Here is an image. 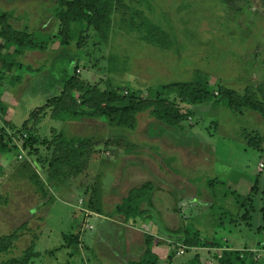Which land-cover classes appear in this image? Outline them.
<instances>
[{
    "label": "rangeland",
    "instance_id": "1",
    "mask_svg": "<svg viewBox=\"0 0 264 264\" xmlns=\"http://www.w3.org/2000/svg\"><path fill=\"white\" fill-rule=\"evenodd\" d=\"M55 6L56 0H0V15L7 13L9 23L18 30L28 29V34H56L59 20ZM130 6L164 31L169 47L147 42L138 31L125 32L119 24L130 14L117 9L109 32L101 36L91 29L84 35L79 51L87 60L74 68L80 80L90 85H105L111 80L114 85L144 93L199 80L210 82V91L224 86L239 94L264 84V0H132ZM140 20L136 22L140 24ZM76 47L77 38L64 47L66 53L59 42L47 51L27 50L14 57L21 64L13 68L12 76L0 60V97L7 110L4 117L0 113V130L5 122L20 128L32 112L47 103L52 94L50 86L66 77L65 70L72 72L74 63L69 60L78 53ZM215 102L212 99L198 106L193 119L185 121L178 131H169L152 117L151 110L138 114L133 130L99 119L57 121L51 117V110L44 118L41 113L36 115L28 125L42 140L51 142L55 134L62 133L67 141L76 140L75 146L81 139H91L94 147L83 175L67 178L68 186L58 190L52 187V203L35 191L30 180L34 166L28 161L38 162L37 155L24 156V152L21 160L28 159L24 165L3 157L6 171L0 177V237L23 235L9 254L0 255V262L21 256L33 245L40 254L33 264H80L87 260L90 264H127L138 260L145 248L144 233L157 234L152 222L143 224L135 234L126 230L123 217L101 223L90 216L86 221L88 216L82 209L86 210L88 199L97 195L105 213H111L132 188L146 182H153L155 187L172 185L171 189L177 190L185 186L190 203L185 201L182 208L176 209L180 203L176 191L169 192L174 200L172 226L185 219L209 240L219 231V236L230 243L258 246L264 241V229L259 231L263 220L256 214L251 224L239 223L237 199H245L259 180L257 207L262 203L264 119L251 110L236 114ZM105 141L110 146L104 145ZM40 148L39 155L52 157L55 153L54 148ZM11 160L14 164L9 165ZM158 175L171 183H164ZM41 176L46 178L43 173ZM211 180L217 181L212 188ZM80 230L84 233L79 251L68 245L54 252L65 244L66 236ZM174 245L163 241V247L157 250L156 246L154 251L162 256L174 251ZM204 246L179 252L172 264H190L195 257H200L199 264H218L214 250ZM256 253L264 264V249ZM165 259L162 264H168Z\"/></svg>",
    "mask_w": 264,
    "mask_h": 264
},
{
    "label": "trees",
    "instance_id": "2",
    "mask_svg": "<svg viewBox=\"0 0 264 264\" xmlns=\"http://www.w3.org/2000/svg\"><path fill=\"white\" fill-rule=\"evenodd\" d=\"M129 1L130 3L125 0H56V16L59 20L58 33L56 34L37 33L36 35L35 32L28 34L27 26H25L26 31L15 29L9 23L10 16L7 13H1L0 60L9 70V76L13 75V68L21 64L14 57L18 58L27 50L47 51L56 42H59L64 48L70 46L71 42L77 38L78 47L76 48L78 53L69 60L74 63V67L72 72L65 70L64 74L67 78L64 77L50 86L52 94L44 106L32 112L30 119L20 128L11 125L10 122H5V127L1 128L0 177L4 176L6 171L2 164L3 157L15 158V162L23 165L28 162L32 163L34 171L30 176V180L35 185V191L48 200V203H52L55 199L52 187L58 190V188L68 186L67 178L78 177L87 171L89 153L92 152L91 148L94 147L91 139H81L79 141L80 145L75 146L76 140L67 141L61 133L55 134L53 140L49 142L48 139L42 140L34 129L29 128L28 124L32 119L37 116L40 117V113L43 118L46 117L49 110H51V117L57 121L99 119L107 124L109 123L110 126L113 125L127 130H133L137 127L139 113L151 110L152 117L167 127L169 131H178L185 121L193 119V114L198 106L213 99L216 101L215 103L223 104L236 114L251 110L264 119V84L257 86L255 89H247L245 94H239L231 88L219 85L218 89L215 88L210 91L213 85L205 80H199L197 82L172 83L157 90L149 89L147 93H144L143 90H136L124 85H114L111 80L105 85H90L80 80L79 76L75 74L74 68L77 67L78 62L87 60V58L81 56L79 51V48L83 46L84 35L91 29L100 33L101 36L105 32H109L112 27V16L117 9L130 14L124 19L126 23L123 21L119 24L125 32L138 31L143 34V39L147 42L158 44L161 48L169 47L168 37L164 31L145 19L142 11L133 10L130 6L132 0ZM139 18L143 20H140V24L136 22ZM125 24H128V26L125 27ZM66 50L67 48H64L63 53H66ZM11 56L13 57L12 62L9 61ZM1 82L2 76L0 77ZM5 112L7 110L3 108L0 97L2 117L5 116ZM12 130L13 133L11 134ZM24 135L26 136L24 137ZM20 141L22 142L23 151L27 152L24 156L37 155L38 162H26L27 157L24 162L21 160L24 156L20 158L22 154L19 147ZM252 143L251 141V145ZM55 144L56 148L52 147ZM41 145L43 147L45 145L47 151L52 150V148L55 149L52 157L39 155ZM104 145L110 146L109 141ZM12 164H14V160L9 163V165ZM42 173L46 178H42ZM213 180L209 182L210 188L217 184V181L215 180V184ZM259 188V180H257L245 199H237L238 206L241 209L238 216L239 223L251 224V220L256 214H260L264 223V191L261 192L262 203L260 207L258 208L256 205V195L260 192ZM154 192L153 182H146L139 188H132L127 197L123 198L122 202L111 213H105V210L101 207L102 200L97 201L100 200L97 195L88 199L87 206L84 207L86 210L82 209L86 217L88 216L86 221L89 220L91 214L103 215L107 218L123 217L126 230L130 229L135 234L141 230L143 224L152 222V225L157 229V234L144 233L145 248L140 252V258L136 261L127 262V264H162L165 258L168 264H172L180 251H183V253L190 252L205 247L204 245L214 250L213 257L218 260V264H262L261 258H257L258 254L256 252L264 249V241L258 242V246L255 247L234 246L227 238L222 239L218 234L219 231L214 234L213 240L204 238L201 230H195L194 226L188 225V220L184 219L183 223L173 227H170L164 221L162 222L159 211L158 215L154 207ZM83 227L84 222L80 229H83ZM262 229H264V225L260 226L259 231ZM83 233L80 230L79 233L70 234V237L66 236L65 244L58 249H54V252L67 249L68 245H72V249L78 250ZM22 235L17 233L0 237V255L9 254L14 247V242ZM165 235L173 237V239H164L163 241L175 244L171 246L175 249L170 253H163L161 256L155 253L154 248L156 246L163 247V241L160 240H162L161 236ZM137 252L139 251H136V254ZM49 253L52 254L53 252ZM39 256L40 254L36 252L33 245L26 249L21 256L8 258L1 261L0 264H33L35 258ZM69 256L72 258L73 253L70 252ZM87 262H81L80 264H90ZM199 262L200 257H195L189 261L190 264H199Z\"/></svg>",
    "mask_w": 264,
    "mask_h": 264
},
{
    "label": "crops",
    "instance_id": "3",
    "mask_svg": "<svg viewBox=\"0 0 264 264\" xmlns=\"http://www.w3.org/2000/svg\"><path fill=\"white\" fill-rule=\"evenodd\" d=\"M158 178H161V177L158 175ZM161 180L165 181L166 179L161 178ZM169 181H165L164 183H167ZM183 181H184V178H183ZM170 183H171V181H170ZM183 186H181V187H183ZM171 187H172V185H168L167 187H160L159 185H157V187L154 186V188H155V192H154L155 204H154V207L157 210V214L159 215V213H160V216L162 217V222L164 221L170 227H173L172 226V222H173V216L174 215L171 214V203H172V201L174 202V200H173V198H172V196L170 195L169 192L174 190L177 193L176 200L179 201L180 203L178 202L179 206L176 209L182 208L181 206H184V202L185 201L188 202L186 200L188 198L187 197L188 195H185V193H186V190L184 189L185 186L183 188L178 187L179 190L171 189ZM178 194H181V195L179 196ZM188 203H190V202H188ZM175 204H177V202ZM188 205L190 206V204H188ZM191 207H193V206H191ZM158 211H159V213H158ZM91 216L93 218L98 219L99 221H101V223H102V220H108V218L106 216H103V215L100 216V215H97V214H92ZM92 217H90V218H92ZM103 223L106 224V222H103ZM153 227L156 229V227L154 225H153ZM161 239L162 240H164V239H173V237L165 235V236H161ZM231 244L234 245V246H240L239 244H236L234 242H232ZM240 247H242V246H240ZM198 249L199 248H197L195 250H198ZM157 250H160L159 247H157ZM199 250H201V249H199ZM156 253L159 254V252H157V251H156ZM126 254L130 255L131 253H130V251H127ZM164 254H166V253L164 252ZM201 260H203V259L201 258Z\"/></svg>",
    "mask_w": 264,
    "mask_h": 264
},
{
    "label": "built area",
    "instance_id": "4",
    "mask_svg": "<svg viewBox=\"0 0 264 264\" xmlns=\"http://www.w3.org/2000/svg\"><path fill=\"white\" fill-rule=\"evenodd\" d=\"M26 136V135H25ZM19 147H20V150L22 151V154L20 155V158H22L23 157V154H24V151H23V149L21 148V144L19 143ZM260 167H261V170L262 169H264V163H261L260 164ZM254 252H255V250H253ZM183 253V251H180V254H182ZM259 255H257V257H258Z\"/></svg>",
    "mask_w": 264,
    "mask_h": 264
}]
</instances>
